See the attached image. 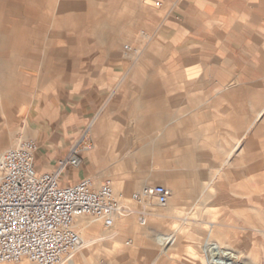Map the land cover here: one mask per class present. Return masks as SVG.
<instances>
[{"label":"crops","instance_id":"crops-1","mask_svg":"<svg viewBox=\"0 0 264 264\" xmlns=\"http://www.w3.org/2000/svg\"><path fill=\"white\" fill-rule=\"evenodd\" d=\"M161 1L162 35L171 46L170 59L183 68H199L202 75L118 76L108 72L114 66L101 59L100 74L86 78L82 88L60 87L57 83L46 92L42 88L35 93L30 106H25L28 127L38 146L35 167L41 172L53 171L58 161L76 146L79 164L64 167L60 176L63 184L86 177L100 184L116 172L128 175L129 186L163 180L175 204L190 198L193 204L210 201L222 205L217 211L221 215H213L205 224L208 230H221L217 236H210L212 241L229 244L235 231L246 230L241 214L252 209V197H262L253 192L251 182L264 180V160L228 159L244 147L235 143L236 133L248 132L252 127L255 132H264V120L259 121L264 105L250 120L251 78L230 75L237 68H264V0ZM47 3L53 1L0 0V52L26 49L29 21H51L59 27L64 20L68 31L78 35L90 33L97 43L133 52V62L139 57L140 51L123 42L127 37L105 32L122 23V31L129 35L136 22L131 20L125 25L119 14L109 21L94 8V0H86L84 7L79 2H61L60 12L76 11L64 18H49L41 12ZM129 6L135 10L133 3ZM143 35L150 39L148 34ZM51 36L62 35L56 31ZM68 42L72 44L71 40ZM51 56L68 61L49 49L46 59ZM36 61L43 63L40 58ZM16 62L12 56L0 57L3 98L16 82L10 72ZM237 109L243 117L238 128L234 121ZM140 134H146L147 139L141 148L135 146ZM247 143H251V136ZM212 150L227 157L219 169L237 170L227 172L223 179L195 174L197 160L211 157ZM157 165H163V173L157 171ZM254 173L259 177L253 179ZM237 196L244 197L238 207ZM220 233L225 237L220 238ZM81 257L68 261L76 263ZM197 264H203V255Z\"/></svg>","mask_w":264,"mask_h":264},{"label":"rangeland","instance_id":"rangeland-1","mask_svg":"<svg viewBox=\"0 0 264 264\" xmlns=\"http://www.w3.org/2000/svg\"><path fill=\"white\" fill-rule=\"evenodd\" d=\"M50 1L53 3H47L41 7V12L49 18L53 16L64 18L67 14L76 11L71 9L60 12L61 2L82 4L86 2V0ZM161 2V0H119L118 2L94 0V8L101 11L109 21L119 14L124 19L125 25L131 20L136 22L135 30H132L129 35L122 31V23L113 31L110 27L105 29L107 34L122 35L124 39L127 37L123 42L133 46L136 51H140L139 57L134 62L132 61L133 52L124 50L122 47L114 50L107 44L97 43L95 36L90 33L78 35L68 31L64 26V20V24L59 27H55L51 21H29L26 49L0 52V57L12 56L17 59L10 70L16 82L7 91L6 98H3L0 93V155L15 146L21 139L35 140L34 132L28 127L25 106L28 103L30 106L36 92H40L42 88L46 92L55 83L60 87L82 88L86 78L100 74L98 66L101 59H107L109 65L114 66V69H108V72L118 76L163 78L202 75L203 70L183 68L179 62L175 63L170 59L171 46L162 35L164 6ZM122 3H133L135 10L130 9V4L123 6ZM82 6L84 7L85 4ZM56 31L62 36L52 37L51 33ZM143 33L148 34L150 39L147 40ZM68 40H71L72 44ZM154 43L156 46H153ZM49 49L54 50L59 58L68 59V61H58L53 56L46 59ZM147 53L148 58L145 57ZM35 58L43 59V63L37 62ZM141 64L143 66L139 68ZM230 75H244L251 78V120L258 109L264 105V68H237L232 70ZM245 119L247 128L248 117L246 116ZM261 120H264V114L259 121ZM234 121L237 128L240 121H243L238 109ZM250 136L251 143L248 144ZM146 140V134L144 136L140 134V139L135 141V146L141 148ZM236 142H240L244 147L228 160H264V132H255V127H252L248 132L236 133ZM212 152L211 157L197 160L193 168L195 174L223 179L227 172L237 170L227 167L219 169L227 157L218 155L217 150ZM156 169L163 173V165H157ZM252 177L253 179L259 177V174L254 173ZM127 178H129L128 175L123 172L108 175V179L113 181L116 195L123 204V209L115 218L114 226L104 228L100 222L84 217L85 226L79 224L78 227L84 245L61 264H70L69 259L75 260L76 256L80 255H82L81 259L72 264H197L202 257L201 247L208 231L205 221H210L213 215H221L217 211L223 206L210 201L193 204L194 200L190 198L182 199L175 204L170 198L164 206H158L151 200L149 201L151 204L144 207L142 202L131 199L132 194L139 191L144 183L129 186L126 182ZM145 183L160 184L168 188L163 180ZM252 198L253 207H264V197L257 195ZM243 199V196L236 197V207L240 206ZM140 217L146 218L145 225H139ZM158 235L163 237L174 235L176 242L174 245H162L157 240ZM220 236L223 238V234L220 233ZM231 237V243L223 247L230 245L228 248L240 257V263L236 264H264V231L255 228L238 230L235 231V236L233 234ZM214 261L232 264V261L226 259L214 258ZM4 264L34 263L22 260Z\"/></svg>","mask_w":264,"mask_h":264},{"label":"built area","instance_id":"built-area-1","mask_svg":"<svg viewBox=\"0 0 264 264\" xmlns=\"http://www.w3.org/2000/svg\"><path fill=\"white\" fill-rule=\"evenodd\" d=\"M37 149L35 140L21 139L0 155V264H61L81 245V218L111 228L123 209L110 179L100 184L88 177L61 183L64 167L79 164L76 146L51 172L36 169ZM170 196L167 187L156 184L144 185L131 199L164 206ZM139 219L144 224L145 218Z\"/></svg>","mask_w":264,"mask_h":264},{"label":"bare ground","instance_id":"bare-ground-1","mask_svg":"<svg viewBox=\"0 0 264 264\" xmlns=\"http://www.w3.org/2000/svg\"><path fill=\"white\" fill-rule=\"evenodd\" d=\"M125 49H128V46H125ZM263 181L264 180H257V181L251 182V184L255 187L253 189V192H258V193L262 194V198L264 197V182ZM150 204L151 203L149 201L143 202L144 207H146L147 205H150ZM241 216H242L243 220L245 221V225H246L247 230L255 228V229H259V231H264V207H252V209L248 213L241 214ZM91 220H93V219H91ZM93 221H95V220H93ZM138 221H139L140 226L146 224V218H145L144 224L141 223L140 219H138ZM95 222H99V221H95ZM115 222H116V219H115ZM79 224L85 226L86 221H85L84 217L79 220ZM79 224H78V227H79ZM211 225H212V223H209V226H211ZM77 230L79 233L78 228H77ZM220 231H221L220 229H212V228H209V230L207 231L206 236H205V238H206L205 242L203 243V246L201 247V252L203 255V264H222V263H216L214 261V258H219V259H223V260L226 259L228 261L230 260V261H232V264L240 263V261H239L240 257L232 249L228 248V246H230V245H228L225 248V247H223L224 244H222L219 240L212 241L210 239V236L212 234L217 236L218 232H220ZM243 231H245V230H243ZM245 235H246V233H245ZM219 237L221 238V236H219ZM222 237H225V235H223ZM157 240L162 245H165V246H167L169 244L174 245L176 242V238L174 235L169 236V237H163L162 235H158ZM82 245H84V244H83V240L81 238V245L79 248H81ZM8 262H10V261H5V262H2L1 264L8 263ZM224 264H227V263H224ZM241 264H246V263H241Z\"/></svg>","mask_w":264,"mask_h":264}]
</instances>
